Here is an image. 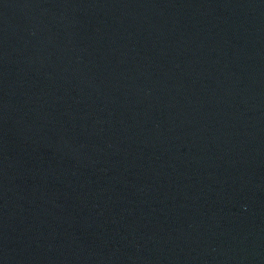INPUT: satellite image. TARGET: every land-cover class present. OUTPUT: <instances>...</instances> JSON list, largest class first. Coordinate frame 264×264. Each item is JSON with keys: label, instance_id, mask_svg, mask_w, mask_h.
Wrapping results in <instances>:
<instances>
[{"label": "water", "instance_id": "obj_1", "mask_svg": "<svg viewBox=\"0 0 264 264\" xmlns=\"http://www.w3.org/2000/svg\"><path fill=\"white\" fill-rule=\"evenodd\" d=\"M0 264H264V0H0Z\"/></svg>", "mask_w": 264, "mask_h": 264}]
</instances>
